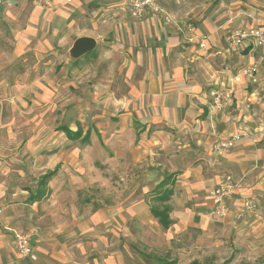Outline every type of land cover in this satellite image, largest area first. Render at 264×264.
I'll return each instance as SVG.
<instances>
[{
    "label": "crops",
    "instance_id": "crops-1",
    "mask_svg": "<svg viewBox=\"0 0 264 264\" xmlns=\"http://www.w3.org/2000/svg\"><path fill=\"white\" fill-rule=\"evenodd\" d=\"M158 2L169 21L154 13L135 18L125 0H55L45 11L55 36L73 38L72 45L81 36L97 40L93 53L98 50L102 62H112L118 70L114 81L121 92L114 102L123 113L115 125L129 131L132 158L137 164L161 154L165 161L156 163L170 174L154 190L147 186L138 192L126 212L121 208L113 214L104 207L71 225L66 219L49 223V211H40L28 225L18 199L0 192L6 227L0 234V264H126L122 237L131 239V246L132 239L146 243L149 250L137 253L139 264H203L222 251L236 264H264V46L231 53L226 42L231 30L264 23V0ZM249 65L258 68L256 81H228ZM226 84L233 87V98L223 111L214 112L212 92ZM235 131L246 135L219 155L216 141ZM226 173L243 183L232 207L239 209L243 199L254 198L255 214L244 219L215 216L210 190ZM165 179H171V192L160 201L156 190ZM147 192L156 193L151 197L159 207L149 199L148 205ZM36 193L28 201L41 207L48 193L33 199ZM164 206L169 209L168 227L153 211ZM15 233L34 236L35 260L19 253ZM79 235L81 241L69 246L67 238Z\"/></svg>",
    "mask_w": 264,
    "mask_h": 264
},
{
    "label": "rangeland",
    "instance_id": "rangeland-1",
    "mask_svg": "<svg viewBox=\"0 0 264 264\" xmlns=\"http://www.w3.org/2000/svg\"><path fill=\"white\" fill-rule=\"evenodd\" d=\"M54 1L13 0L0 10V192L18 199L28 225L40 211L50 212L49 223L66 219L70 225L104 207L113 214L125 211L138 192L147 186L154 190L170 174L156 163L165 161L161 154L136 164L129 131L115 125L123 113L114 102L121 92L114 81L116 66L102 62L98 50L79 59L70 56L73 38L55 36L45 11ZM64 126L76 132L75 138L66 135ZM51 168L56 172L44 203L30 204V193L42 188ZM156 193H144V200L159 207L151 197ZM74 236L67 238L69 246L82 239ZM27 237L32 245L34 236ZM108 238L113 246V232ZM122 239L126 264H139L137 253L149 250L146 243L132 239L131 246V239ZM202 263L236 264L226 251Z\"/></svg>",
    "mask_w": 264,
    "mask_h": 264
},
{
    "label": "built area",
    "instance_id": "built-area-1",
    "mask_svg": "<svg viewBox=\"0 0 264 264\" xmlns=\"http://www.w3.org/2000/svg\"><path fill=\"white\" fill-rule=\"evenodd\" d=\"M51 2L53 0H46ZM71 1V0H68ZM129 13L135 18H142L148 13H154L169 21L164 9L160 6L158 0H125ZM4 0H0V7ZM227 49L231 53H239L245 47H263L264 46V23L250 28H236L231 30L226 36ZM258 68L249 65L241 68L228 81L231 83H240L244 80L256 81ZM233 87L226 84L212 92L211 110L221 112L229 106L233 98ZM246 134L241 131L232 132L229 136L220 138L215 143V150L219 155L232 149L236 143ZM243 186L240 179H237L232 173L223 175L220 182L210 190V195L215 201L213 213L219 218L228 217L232 214L237 219H244L248 215L255 214L258 209V202L254 198H245L239 209H234L230 204L232 198L236 196L238 190ZM3 207L0 205V234L6 227L3 220ZM15 242L19 253L23 257L35 260L37 258L29 238L21 233H15Z\"/></svg>",
    "mask_w": 264,
    "mask_h": 264
},
{
    "label": "trees",
    "instance_id": "trees-1",
    "mask_svg": "<svg viewBox=\"0 0 264 264\" xmlns=\"http://www.w3.org/2000/svg\"><path fill=\"white\" fill-rule=\"evenodd\" d=\"M91 53H93V52H91ZM90 53V54H91ZM62 130L66 133V135L68 136V137H72V138H75V136H76V132H74L72 129H70L69 127H67V126H64L63 128H62ZM55 173V170L54 171H49L48 173H45L44 174V176H43V178H42V181H41V186H42V188L41 189H39L38 190V192L36 193V194H32V197H33V199H38V198H40L41 196H43L44 195V193H45V191H44V185L46 184V182H47V180L53 175ZM169 180V179H168ZM167 180V181H168ZM170 184V183H169ZM169 184L168 185H164V183H162V185H161V187L162 188H160V197H159V199H160V201H164L165 199H167V197L169 196V194H170V192H171V190L168 188V186H169ZM154 211V213L157 215V216H159V218H160V220H161V222L163 223V225L165 226V227H168L169 226V224H170V220H169V217H168V211H169V209H168V207L167 206H164L162 209H154L153 210Z\"/></svg>",
    "mask_w": 264,
    "mask_h": 264
},
{
    "label": "water",
    "instance_id": "water-1",
    "mask_svg": "<svg viewBox=\"0 0 264 264\" xmlns=\"http://www.w3.org/2000/svg\"><path fill=\"white\" fill-rule=\"evenodd\" d=\"M97 48V40L91 36H81L76 38L71 46L69 53L73 59H79L85 55L90 54ZM222 130V128H220ZM150 176L149 179H152Z\"/></svg>",
    "mask_w": 264,
    "mask_h": 264
}]
</instances>
